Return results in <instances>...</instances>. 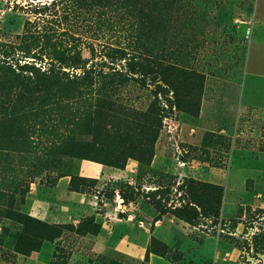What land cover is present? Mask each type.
Masks as SVG:
<instances>
[{"label":"rangeland","instance_id":"374dc122","mask_svg":"<svg viewBox=\"0 0 264 264\" xmlns=\"http://www.w3.org/2000/svg\"><path fill=\"white\" fill-rule=\"evenodd\" d=\"M102 5L87 9L77 0H0V104L5 102L3 91L14 87L9 63L14 67L20 53L28 55L21 62L34 60L37 66L48 67V41L43 32L50 31L58 42L80 46L84 57H90L88 42L93 43L98 60L109 51V45L135 34L140 35L147 56L157 60L160 57L164 63L176 62L204 75L200 112L198 116L190 115L164 98L156 102L155 86L149 80L141 85L122 74L99 85L100 95L128 108V116L124 111H111L115 122L120 119L130 123L135 116L129 108L143 111L150 105L164 107L167 115L151 160L160 161L162 166L141 163L133 176L142 194L128 203L118 193L126 180L81 182L76 167L89 159L46 155L45 146L61 137L49 129L33 132L32 160H22L19 155L2 159L0 176L21 177L28 166L35 167L29 191L18 208L45 222L73 228L51 241H43L39 250L24 254L15 250L17 238L22 236V223L0 215V264H80V259L89 264H264V254L256 252L252 245L253 233L264 231V203L258 204L254 194L256 167H262L264 177V0H128L127 12L121 3ZM70 33L78 39H71ZM104 59L109 62V58ZM122 62L113 64L120 69ZM57 86L50 85L52 90ZM175 95L170 91L163 97L174 100ZM82 103L77 106L82 107ZM38 122L32 117L22 120L24 125L37 126ZM67 126L63 124L61 128ZM181 127L188 134H202V140L209 133L205 146L202 141H182ZM80 129L79 125L76 131H83ZM77 137L92 138L89 134ZM9 138L3 135L0 147H8ZM24 138H15L21 149H27ZM198 165L205 168L199 171L209 173L199 175L204 179L191 176V170ZM65 173L75 177L69 189L90 192V202L80 204L55 190L58 177ZM181 175L223 185L224 229L219 225L211 227L210 219H203L198 226L184 224L188 237L184 234L173 245L167 244L164 256L148 251L153 235L141 237L133 233L132 238L139 244L129 243L125 228L151 231L156 223L157 211L145 196L146 191L154 185L165 186L169 190L163 193L167 205H179L176 188L183 179ZM259 190L264 199V183ZM32 199L45 201L49 208L59 207L63 219L54 221L45 213L47 206L38 210L27 204ZM89 216L100 224L99 232L77 233L75 228ZM235 221L239 222L233 228ZM157 239L151 247L161 251L159 241H164Z\"/></svg>","mask_w":264,"mask_h":264},{"label":"trees","instance_id":"16d2710c","mask_svg":"<svg viewBox=\"0 0 264 264\" xmlns=\"http://www.w3.org/2000/svg\"><path fill=\"white\" fill-rule=\"evenodd\" d=\"M77 1L80 4L84 3L87 9L91 6H103L102 4L115 6L118 3L122 4L126 12L128 9V0ZM70 34L71 39L79 37L75 36V33ZM131 35L134 38L109 45V51L98 60L95 59L93 43L88 42L90 57H84L80 46L77 48L72 42L70 44L58 42L50 31H45L42 36L48 41L47 54L50 62L48 67L37 66L34 60L23 59L24 62H21L22 58L28 56L23 53L19 54L13 64L14 67L9 63L14 87L3 91L5 102L0 104V140L3 135H8L10 138L6 141L8 147H0V162L2 159L17 155L23 157L22 160H32L34 151L31 148L35 147L32 133L49 129L55 132L56 136H60L61 140L50 141L45 146L46 155L77 156L117 168H124L130 157L150 165L154 154V143L162 128V120L167 116L163 113L165 108L156 105H150L143 111L129 108L133 111L135 119L130 123H124L120 119L115 122L112 120L115 115L111 111L117 109L125 112V108H128L116 103L107 95H100L99 85L122 74L138 81L141 85L147 84L149 80L155 86L156 102L160 103L164 98L178 106L180 110L198 116L204 75L185 65L169 61L164 63L160 57L157 60L147 56L143 51L140 35ZM19 50L24 52V49ZM104 58H109V62ZM117 61H123L120 69L114 65L119 63ZM52 83L58 85L55 90L50 87ZM170 91L176 94L174 100L163 97V94H169ZM78 102H83L82 107L77 106ZM106 106L109 108H104ZM125 113L129 115L128 111ZM30 117L39 120L37 126L22 123V120ZM63 124L68 126L62 129ZM79 125L82 128L80 130L83 131H76ZM79 134H89L92 138L90 140L78 138ZM208 135L209 133L202 140L203 146ZM18 136L25 137L23 144L27 149L18 146L15 141ZM99 136H104L105 139L101 140ZM35 173V167L30 165L21 177L0 176V215L9 216L22 223V236L17 238L15 250L24 254L39 250L43 241H51L60 236L64 230L73 228L69 224L45 222L18 208L22 197L29 191L28 183ZM74 178L72 176L70 182H73ZM88 180L97 181L95 178L80 176L81 182ZM164 189L169 191L162 186L148 189L145 193L149 203L157 211L156 220L163 214L170 213L195 226L201 225L203 219H210L211 227L219 225L223 230L226 226V221L221 215L224 200L223 185L184 177L176 188L179 193L177 200L180 204L170 206L163 198V193L166 191ZM118 193L124 203L135 201L142 194L139 187L129 182L122 183ZM82 221L75 228L77 233L99 232L100 224L95 222L93 216ZM238 222L235 221L232 227L235 228ZM155 241L158 242V239L152 236L148 251L164 256L168 248L167 244L159 241L163 249L156 251L151 247ZM252 245L256 252L264 254V231L253 233Z\"/></svg>","mask_w":264,"mask_h":264},{"label":"crops","instance_id":"0c3cea01","mask_svg":"<svg viewBox=\"0 0 264 264\" xmlns=\"http://www.w3.org/2000/svg\"><path fill=\"white\" fill-rule=\"evenodd\" d=\"M180 130L181 131H180L179 136H181L180 138L182 141L188 142L191 144H199L202 141V138H203L202 134H198V133L188 134L187 131L183 130V127H181ZM160 164H161L160 161L157 160L156 162L155 160H153L150 166L154 168H160L162 166ZM140 166H141V163L135 159H129L126 162V165L124 168H117L114 166L87 160V161H80V164L77 165L76 170L78 171L80 176L95 178L97 179L96 182L100 181L103 178H108L114 181L115 180L116 181L126 180L127 182L136 186L137 180L134 178L133 175L138 172V169L140 168ZM166 167L168 170L170 169L169 166H166ZM201 168L205 170V168H203L200 165H198V167H196L195 169L193 168V170L191 171H193L194 173L191 176L204 179L205 177H201V176L199 177V175L206 176L209 173L206 174L204 171L203 172L199 171ZM71 177L72 175L69 173H65L59 176L56 182L55 190L57 192H60V194H62L64 198H72L74 200L80 201V204H83L85 202H90L91 198H93L90 192L69 189ZM180 177L183 178V175H181ZM263 183H264V177H263L262 167L259 166V167H256L255 172H254V194L256 197V202L258 204L264 203L263 197H260L261 191L259 190V188L261 187ZM156 187L157 186L154 185L153 187H151V189H154ZM257 189L259 190L258 192H256ZM27 204H29L30 206L31 204H33L38 210H40L39 209L40 206L48 205L45 201L37 200V199H34V200L32 199V201L30 200L29 202L27 201ZM58 208L53 209V208H49L48 206L45 207V213L51 216L52 219L56 222L57 221L60 222V220L63 219V212L60 211ZM184 224H188V223L184 222L183 220H180L173 214L166 213V214H163L160 219L156 220V223L151 231L140 228L138 232V231H133V229L131 230V227L125 228L126 238L127 240L130 241L129 243L136 245V244H139V241L132 238L133 233L136 235H139L140 233V235H142L141 237L143 236L150 237L153 235L163 240L169 246H171L178 238L183 239L184 234H186V236L188 237V234L186 233V230L184 228ZM179 231H181V233ZM80 264H89V262L82 263L80 259Z\"/></svg>","mask_w":264,"mask_h":264},{"label":"built area","instance_id":"2783aa9c","mask_svg":"<svg viewBox=\"0 0 264 264\" xmlns=\"http://www.w3.org/2000/svg\"><path fill=\"white\" fill-rule=\"evenodd\" d=\"M180 163H181V162H180ZM181 164H183V162H182Z\"/></svg>","mask_w":264,"mask_h":264}]
</instances>
